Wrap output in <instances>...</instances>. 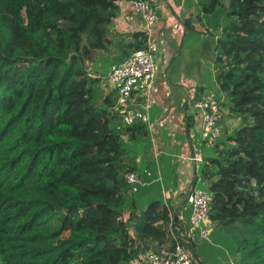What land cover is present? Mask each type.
I'll return each mask as SVG.
<instances>
[{
	"label": "trees",
	"instance_id": "trees-1",
	"mask_svg": "<svg viewBox=\"0 0 264 264\" xmlns=\"http://www.w3.org/2000/svg\"><path fill=\"white\" fill-rule=\"evenodd\" d=\"M119 1L0 0V264H134L175 245L176 203L159 183H127L137 129L118 90L104 95L84 67L112 49ZM185 6L189 30L204 18L202 31L218 35L214 80L243 123L211 150L203 143L196 187L213 195L216 244L237 264H264V0ZM133 37L114 62L147 48L146 31Z\"/></svg>",
	"mask_w": 264,
	"mask_h": 264
},
{
	"label": "crops",
	"instance_id": "crops-1",
	"mask_svg": "<svg viewBox=\"0 0 264 264\" xmlns=\"http://www.w3.org/2000/svg\"><path fill=\"white\" fill-rule=\"evenodd\" d=\"M158 4L160 5V19L153 33L154 37L162 36V38L155 51L164 60H169L174 54L175 62L181 57L178 49L180 42L184 39L185 34V37H189L190 30L186 31L181 25V20L188 17L189 9L185 6V0H158ZM119 5V16L110 27L111 33L114 34L112 49L92 56L93 62H96L97 57H102L100 59L104 62L103 68H97V70L99 75L106 74V78L115 65L125 60L114 62L110 56L117 54L121 45L133 42L134 32L145 31L143 19L128 10L126 1H119ZM200 19L206 22L204 18L197 17L195 19L196 29L202 25ZM201 29L199 32L205 35L212 32L208 27L206 32ZM217 36L215 34V38ZM169 76L168 82L175 88H169L168 83L161 79L160 74H156L155 66L154 70L134 89L135 92H131L126 97H120L119 102L124 105L122 108L124 121L129 120L126 114V110H128V114H132L131 121H133L128 125L137 129L135 143H129V149L134 151H128L130 156H135L136 165L132 161L130 164L135 166V172L140 180L137 184L159 183L157 184V189L160 188L158 192L160 191L165 200L173 198V202L177 206L175 219L178 217L177 222L181 223V228L188 229L189 237L184 240L194 251L197 264H237L239 258L237 254L231 253L221 243L216 244L214 239L216 225L211 218L209 222L210 234L207 237L202 238L199 230H189L191 210L185 201L186 195L193 187H196V178L204 161L202 150L204 142L200 132V120L194 112L192 103L189 104V102L207 92L210 93V91L196 83L189 89V86L182 83L183 79L177 74L171 75L170 70ZM216 86L217 94L214 95L222 99L223 109V103L227 102V93L222 91L224 88L221 85L216 84ZM192 118L194 123L191 125ZM130 136L131 133H127L124 140L132 141ZM206 148L211 150L213 147L206 146ZM189 156L201 157L202 161L195 163L188 159ZM218 239L225 240L222 236ZM134 264H145V254L135 260Z\"/></svg>",
	"mask_w": 264,
	"mask_h": 264
},
{
	"label": "built area",
	"instance_id": "built-area-1",
	"mask_svg": "<svg viewBox=\"0 0 264 264\" xmlns=\"http://www.w3.org/2000/svg\"><path fill=\"white\" fill-rule=\"evenodd\" d=\"M126 4L132 14L143 19L148 40L147 48L134 51L123 62L115 65L107 78L110 88L117 89L121 98L128 96L146 75L154 70L155 50L162 38V36L154 37L153 33L160 19L158 0H127ZM190 103L200 120V132L205 146H216L222 136L220 125L222 99L207 92L199 98L191 99ZM188 159L195 163L202 161V158L197 156H189ZM125 179L132 187L140 182L135 171L126 172ZM212 200L213 195L200 187H193L186 195L185 201L191 208L190 229L191 231L199 230L202 238L210 234ZM171 227L172 235L176 241L173 249L148 251L145 254V264H197L195 253L177 228L175 218H172Z\"/></svg>",
	"mask_w": 264,
	"mask_h": 264
},
{
	"label": "rangeland",
	"instance_id": "rangeland-1",
	"mask_svg": "<svg viewBox=\"0 0 264 264\" xmlns=\"http://www.w3.org/2000/svg\"><path fill=\"white\" fill-rule=\"evenodd\" d=\"M196 14L199 11V7L196 6ZM203 26V25H202ZM204 27V26H203ZM200 28H195L190 30L189 37H185L178 46L180 51V58L174 62V54L169 58V60H164V58H160L158 54L155 56V66H156V74H160L161 79L168 83L169 88L173 87L169 82V70L171 75L177 74L180 78L183 79V84L185 86L194 85L196 83L198 86L203 85L207 88L210 93L217 94V86L213 80V63L215 60V47H216V38L213 32L207 33V35L202 34L199 32ZM202 30V29H201ZM202 32V31H201ZM187 38V39H186ZM102 58L97 57L96 62H93L94 58L92 57L91 60L87 61L84 64L85 69L96 76H100L102 78V82L100 85V91L105 95L110 91V86L107 83L106 76H102L98 74V69L103 68V60ZM100 66V67H97ZM102 67V68H101ZM147 76V75H146ZM156 84V81H155ZM157 85V84H156ZM130 95V94H129ZM121 99V98H120ZM119 99V101H120ZM124 108V105L118 104ZM121 111L123 112V109ZM131 111V110H129ZM127 118L129 120L124 121L126 125L132 124V114H128V110H126ZM222 118H221V127L222 130L226 129L229 135L233 134L238 128H240L243 123L240 119L232 117L229 113V108L224 106L222 109ZM131 122V123H130ZM223 138V134H222ZM191 210V208H190ZM191 212V211H190ZM179 223V222H178ZM190 217H189V230L190 229ZM184 237L185 234L182 230H180Z\"/></svg>",
	"mask_w": 264,
	"mask_h": 264
},
{
	"label": "water",
	"instance_id": "water-1",
	"mask_svg": "<svg viewBox=\"0 0 264 264\" xmlns=\"http://www.w3.org/2000/svg\"><path fill=\"white\" fill-rule=\"evenodd\" d=\"M158 11H159V14H160V5L159 4H158ZM181 25L184 26V28L186 29V31H189V29L185 26V23H184V20L183 19L181 20ZM185 36H186V34H185ZM185 36H184V38H185ZM176 215H177V212L175 213L174 217H176Z\"/></svg>",
	"mask_w": 264,
	"mask_h": 264
}]
</instances>
